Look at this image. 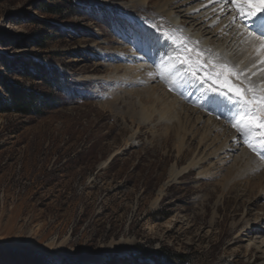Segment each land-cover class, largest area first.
Here are the masks:
<instances>
[{
  "label": "rangeland",
  "instance_id": "374dc122",
  "mask_svg": "<svg viewBox=\"0 0 264 264\" xmlns=\"http://www.w3.org/2000/svg\"><path fill=\"white\" fill-rule=\"evenodd\" d=\"M132 1L0 0V99L10 103L7 83L46 101L40 114L0 111V264H264L263 167L244 166L232 182L233 158L208 156L153 206L172 167L189 162L178 163L176 121L160 119L163 106L147 96L167 88L156 71L177 50L162 42L145 56L134 37L156 36V26L191 42L161 23L167 0L145 13ZM144 62L155 68L151 89L108 77ZM204 129L196 122L185 147ZM101 151L111 160L103 169Z\"/></svg>",
  "mask_w": 264,
  "mask_h": 264
},
{
  "label": "bare ground",
  "instance_id": "6f19581e",
  "mask_svg": "<svg viewBox=\"0 0 264 264\" xmlns=\"http://www.w3.org/2000/svg\"><path fill=\"white\" fill-rule=\"evenodd\" d=\"M155 1L157 0H133L131 3L134 10L140 8L141 11L145 13L151 10V5H153ZM176 1L178 0H167L165 4L157 9L158 14L169 16L166 22H161L165 24V27L171 25L172 30L179 33L181 39H189L191 47L193 49H201L204 53L203 58H206L210 64L213 61L226 62L237 66L241 70L247 69L246 76L248 79H244V85H248L250 79L252 85L257 89L264 88V64L260 63L261 60H264V54L261 53L259 43L251 41L249 33L252 30L249 27H237L240 19L236 20L238 23H232V17L236 15V13L232 11V8L234 7L233 5L229 4L225 6L220 3V0H185L174 6ZM171 5L173 7H171ZM254 35H259V32L254 33ZM177 54L178 53L172 52L171 55L167 56L168 61L165 64H168L167 67H163L160 71H158L159 69H156V72L165 75L162 81L167 82V88L164 83H159V94L147 92V96L163 106V110L161 109L159 111V114L161 115L160 119L165 121H176L177 132L175 127L173 130L174 136H178V163H186L188 160L189 162L181 170L172 167L169 173V180L163 184L159 190L158 197L153 202V206L156 208L160 205L169 183L181 179L182 177L185 178L186 174L192 173L193 169L200 168L202 164L208 160V156H210V158H216L219 162L228 161L233 158L232 167L228 171L230 179L232 178V182L236 181L237 177H242L243 175L248 174L247 170L243 168L244 166L249 169V172L259 167L264 168V161L242 145L243 143L240 134L235 128L228 127V130L226 127L223 128V124H220V120L208 116L201 112L203 110L198 111L194 106L191 107L184 102L187 95L195 94L196 98H199V95H202L201 90L205 93L208 88L207 84L201 86V84L191 79L192 83L187 85L185 89L187 94L185 92L182 94H176L174 92L175 90L171 87V84L176 83L175 86H183L182 73L175 72L173 74L172 72L173 66L175 65V59H172V57H175ZM138 55L139 53L133 52L131 55L133 58L130 60L132 61L134 56ZM142 64L143 63L133 65L130 63L124 65L123 73L121 74H118L119 68L115 67V71H111V74L108 77L117 80V83L123 82L125 84L124 86H128L129 84L130 86L140 85L141 87H148L151 89L152 87H149V83L153 80L152 78H154V71H151L150 68H155L151 65H147V62H144V65ZM164 68L168 69L164 70ZM175 74L179 75V77L177 76V78H174ZM101 77L102 76H92L90 78L97 79ZM121 79H123V81ZM200 87L201 90H199ZM224 106L231 118L234 114V108L226 104ZM182 112L183 114H181ZM105 115L107 116V114ZM102 119H104V116ZM196 122L198 124L205 123V129L199 137L198 145L195 148L190 147V145L187 144V146H189L185 147V137L191 136V127H193ZM116 126L117 124L113 123L109 132L112 133ZM138 136L139 133L134 131L130 140L133 138L136 139ZM250 141L253 145H258L259 147V144L255 140ZM128 144L130 145L132 142L128 141L127 145ZM202 148L204 149L202 150ZM108 152L109 151H101L99 160H103V156ZM236 152L238 153L236 154ZM36 153H38L37 150L34 154ZM117 154L118 152L114 153L113 157H116ZM21 159L23 160L22 157ZM110 161L111 160H103L101 169L107 168ZM23 166L24 167L21 169L25 170L26 166ZM199 173L204 177H208L209 174L210 176L214 174L210 170L200 171ZM254 188H250L249 191L253 193ZM231 192L232 188L230 190V193ZM202 222L203 224L206 223L204 218Z\"/></svg>",
  "mask_w": 264,
  "mask_h": 264
},
{
  "label": "snow or ice",
  "instance_id": "6c2138e0",
  "mask_svg": "<svg viewBox=\"0 0 264 264\" xmlns=\"http://www.w3.org/2000/svg\"><path fill=\"white\" fill-rule=\"evenodd\" d=\"M220 3L225 6L229 4L234 6L232 11L236 15L232 17V23H235L237 19L243 20L245 26L252 30L249 33L251 41L258 42L261 53L264 54V19H261L264 15V6H262L264 0H220ZM154 27L158 35L144 33L134 37L137 50H144L147 56L157 44L174 42L178 54L172 57L175 59L173 74L183 72L185 77H190L201 86L208 85L205 95H215H212L202 106L221 113L224 111L223 105L232 106L234 108V114L231 116L232 127L240 133L242 142L246 143L257 156L264 159V88L257 89L250 79L248 85H244V79H248L247 69L241 70L226 62L213 61L210 64L206 58H203L204 53L201 49L185 48L184 45L175 41L173 35L162 32L159 27ZM256 32H259V35H254ZM260 63L264 64V60ZM216 105L220 107L217 108ZM250 140H255L259 144V151L249 142Z\"/></svg>",
  "mask_w": 264,
  "mask_h": 264
},
{
  "label": "trees",
  "instance_id": "16d2710c",
  "mask_svg": "<svg viewBox=\"0 0 264 264\" xmlns=\"http://www.w3.org/2000/svg\"><path fill=\"white\" fill-rule=\"evenodd\" d=\"M10 97V103L1 100L3 104L0 107V111H15L22 114H40V110L45 106V97H40L37 93L32 90H26L20 86H13L5 84Z\"/></svg>",
  "mask_w": 264,
  "mask_h": 264
}]
</instances>
